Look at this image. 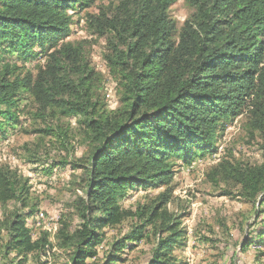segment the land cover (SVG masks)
<instances>
[{
    "label": "trees",
    "instance_id": "1",
    "mask_svg": "<svg viewBox=\"0 0 264 264\" xmlns=\"http://www.w3.org/2000/svg\"><path fill=\"white\" fill-rule=\"evenodd\" d=\"M184 1L191 14L181 28L171 15L177 0H116L85 14L88 30L108 40L105 59L120 87V106L109 110L96 98L99 75L86 41L67 40L75 24L70 12L89 10L95 0H0V136L18 124L21 103L29 100L45 122H57L39 131L45 138L69 152L70 128L60 122L74 117L88 143L84 160L60 163L81 169L86 187V197L74 204L79 227L70 231L63 223L56 234L59 247L70 251L65 264L122 263L129 245L151 236L156 242L149 264H184L175 251L186 245V213L169 208L177 161L190 166L216 151L240 116L247 131L260 137L263 162L223 161L210 175L264 205V0ZM40 57L43 63L26 69ZM29 182L0 165V235L5 259L16 254L10 264L52 249L48 233L33 240L26 227L35 213ZM137 188L161 192L135 211L125 209L127 192ZM125 223L128 231L100 257L104 230Z\"/></svg>",
    "mask_w": 264,
    "mask_h": 264
},
{
    "label": "rangeland",
    "instance_id": "2",
    "mask_svg": "<svg viewBox=\"0 0 264 264\" xmlns=\"http://www.w3.org/2000/svg\"><path fill=\"white\" fill-rule=\"evenodd\" d=\"M116 0H95L92 8L85 11H71L75 24L72 26L68 41H86V53L95 73L96 98L109 110L120 106L121 91L118 83L110 74L105 59L108 53L106 38L94 35L85 26V14L97 13V7ZM191 14L184 0H177L171 8V15L179 28ZM25 63L26 69L33 67L44 58ZM41 59V60H40ZM9 61L15 62V58ZM19 65H23L22 62ZM36 74V73H35ZM20 120L9 129L6 136H0V165H7L29 179L31 187L30 203L35 206V213L27 217L26 227L31 237L36 240L41 234L48 233L52 249L41 257L29 256L24 264H65L69 261V250L59 247L56 234L63 223L70 225V231L76 230L81 221L74 207L78 197H86V187L82 182L83 171L74 170L72 164L62 167L60 163L67 160L74 163L84 160L88 143L82 135L83 130L74 117H62L60 125L70 128L69 152L52 138H45L39 131L47 126L57 125L55 120L45 122L38 114L33 103L23 101L20 108ZM36 161V162H34ZM257 165L263 162L261 139L250 134L245 127V118L240 116L230 124L220 136L217 150L195 159L189 166L177 161L176 173L172 182L174 194L169 204L170 210L186 213L183 227L187 232L186 245L177 249L175 255L184 264H264V205L253 203L240 196V188L234 184L210 175L212 169L221 162ZM84 165L83 163H80ZM161 190L142 188L129 190L123 201L125 209L135 211L140 205H147ZM229 192L230 195H224ZM14 203L8 208L13 209ZM30 208L24 209L28 213ZM4 219V210L0 204V220ZM125 223L120 227L104 230L105 240L97 246L103 257L108 244L119 238L121 232L128 231ZM4 234L0 235V264H10L16 257L12 253L5 259ZM254 242L244 247L243 244ZM156 240L151 236L133 248L129 245L118 264H149L152 248Z\"/></svg>",
    "mask_w": 264,
    "mask_h": 264
}]
</instances>
